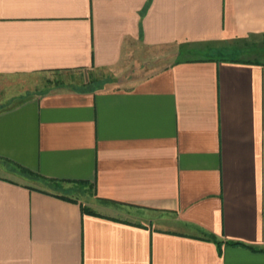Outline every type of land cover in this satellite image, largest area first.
Segmentation results:
<instances>
[{
	"label": "crops",
	"instance_id": "crops-1",
	"mask_svg": "<svg viewBox=\"0 0 264 264\" xmlns=\"http://www.w3.org/2000/svg\"><path fill=\"white\" fill-rule=\"evenodd\" d=\"M262 38L264 0H0V264H264Z\"/></svg>",
	"mask_w": 264,
	"mask_h": 264
},
{
	"label": "rangeland",
	"instance_id": "rangeland-1",
	"mask_svg": "<svg viewBox=\"0 0 264 264\" xmlns=\"http://www.w3.org/2000/svg\"><path fill=\"white\" fill-rule=\"evenodd\" d=\"M258 44V45H257ZM254 47H258L260 45H264V38H262L261 40H259V42L257 43ZM193 55H205V52H195V53H192ZM44 79L45 78H29L27 80H25V78H13L10 80V82H2L1 83V87L4 88V90L1 91V107L2 105H7V104H10V103H13V102H4L3 100V96H5V94H9L11 92H13V90L15 91H21L23 90L24 88L26 87H29L31 89L33 88H42V84L44 85L45 82H44ZM30 93H34V91H30V92H27L25 93V97H29L31 94Z\"/></svg>",
	"mask_w": 264,
	"mask_h": 264
},
{
	"label": "trees",
	"instance_id": "trees-1",
	"mask_svg": "<svg viewBox=\"0 0 264 264\" xmlns=\"http://www.w3.org/2000/svg\"><path fill=\"white\" fill-rule=\"evenodd\" d=\"M82 210L83 211H86V212H91V213H93V211L92 210H89V209H87V208H82ZM230 244H239V243H236V242H230Z\"/></svg>",
	"mask_w": 264,
	"mask_h": 264
}]
</instances>
